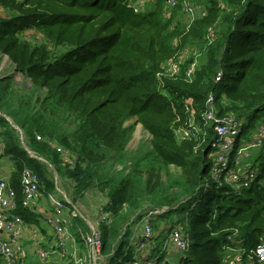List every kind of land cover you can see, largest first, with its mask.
<instances>
[{"label": "trees", "instance_id": "16d2710c", "mask_svg": "<svg viewBox=\"0 0 264 264\" xmlns=\"http://www.w3.org/2000/svg\"><path fill=\"white\" fill-rule=\"evenodd\" d=\"M195 1L206 15L184 23L181 5L166 16L165 0L139 11L136 0H0V137L14 160V212L25 222L39 221L23 205L29 167L46 197L57 192V178L68 183V205L93 188L108 196L110 220L100 226L106 264L131 257L134 220L154 209L183 213L178 222L190 237L183 264H228L227 246L242 247L246 258L264 241V163L249 187L215 180L216 134L204 118L212 93L219 117L249 120L236 148L264 122L254 123L264 115V0ZM193 48L203 57L192 79V57L180 74H166L168 58ZM192 120L200 138H180ZM138 124L151 138L131 150ZM257 149L255 161L264 158V145ZM27 264L78 263L55 256Z\"/></svg>", "mask_w": 264, "mask_h": 264}, {"label": "built area", "instance_id": "2783aa9c", "mask_svg": "<svg viewBox=\"0 0 264 264\" xmlns=\"http://www.w3.org/2000/svg\"><path fill=\"white\" fill-rule=\"evenodd\" d=\"M179 5H181L180 8L185 13L194 15H198L199 13V16L206 15L204 8H198L191 0H182L181 2L179 0H165L164 11L166 16H171L173 9ZM134 6L137 11L143 9L142 6ZM213 34L214 30H209L208 38L210 40H212ZM199 53L198 49L193 48L184 50L168 58L163 65L166 74L171 76L180 74L183 64L192 57L186 70L187 78L192 79L198 65L197 57ZM220 76L221 73L216 79L221 80ZM214 101L215 96L210 93L206 100L207 110L204 114L207 122L214 125L216 134V138L211 144L213 149L211 155L214 160L212 177L217 181L225 180L235 190L249 187L259 176V170L254 165L251 157L254 149L264 145V122L258 126L249 139L242 140L241 144L236 148V142L242 132L244 121L239 120L232 114L219 117ZM201 132V126L192 120L189 126L179 128L177 135L182 139L200 138ZM38 139H41V136H38ZM4 150L5 145L0 137V154H4ZM21 182L24 193L23 205L31 209L33 203L40 196H43L40 189V178L31 168L25 167L22 171ZM16 195V190L10 181L0 179V255L4 259L5 264H26L27 252L19 240L25 222L20 215L14 212L16 208ZM47 197L52 205L53 213L46 217V221L58 236L57 248L62 250L66 245L67 236L70 235V230L73 227V218L76 216V213L69 207L68 201L65 198L62 199L55 194H48ZM166 210L167 208L150 210L140 218L134 220L133 232L126 248V255L129 254L132 248L139 250L148 245V242L154 237L156 218ZM109 220L110 214L102 208L99 224L108 222ZM164 230L168 236L165 238L162 251H167L168 253L172 251L178 252L180 254V264H183V260L186 258L190 248L189 234L178 220L174 224H164ZM79 234L86 246V254L74 257L76 263L106 264L105 256L101 253V229L93 228L90 232L80 230ZM232 243L240 244V240H232ZM227 248L234 254L228 259V264L264 263V241L251 250L246 258L244 257L245 251L242 247L229 245ZM38 256L40 259L48 258L49 251L38 250ZM137 256V254L132 253L131 257L125 261V264H165L167 260V258L161 260V256L159 255L155 257Z\"/></svg>", "mask_w": 264, "mask_h": 264}, {"label": "crops", "instance_id": "0c3cea01", "mask_svg": "<svg viewBox=\"0 0 264 264\" xmlns=\"http://www.w3.org/2000/svg\"><path fill=\"white\" fill-rule=\"evenodd\" d=\"M13 169L14 160L12 159V157L9 155L0 154V179L9 180ZM82 199L78 198L74 204H69L71 205L69 207L73 208V210L75 211L76 216L73 218V227L70 230V235L67 236L66 245L62 250L57 248L58 236L46 221V217L52 215L53 213L52 205L48 197L44 195L40 196L33 203L31 211H33L37 215L39 221L38 223H27L24 221L25 223L19 236V240L24 245L27 252L26 264L30 261H35V254H37L38 256V250L42 249L49 251L48 258H53L55 256H58L60 258H74L77 256H84L86 254V246L83 241H80L78 239V237L76 236V232L80 230L84 232H90L93 228H100L101 224H99L100 211H98V208L96 207L93 210L91 207L88 208L83 204L81 206ZM71 202L72 201L70 200V203ZM102 208L104 207H101V210ZM80 220L84 222V226L81 225ZM163 227L164 224L161 223L160 232L158 231L156 233L157 236L153 237V239L148 242V245L145 248L139 250L136 248L130 249L131 255L132 253H135L138 255L137 257H155L158 255L161 256L162 249H160L158 237L161 232H165ZM32 252L34 253V256L32 255ZM179 255L180 254L175 251L168 253L165 264H180ZM125 263L126 262H124L123 264Z\"/></svg>", "mask_w": 264, "mask_h": 264}, {"label": "rangeland", "instance_id": "374dc122", "mask_svg": "<svg viewBox=\"0 0 264 264\" xmlns=\"http://www.w3.org/2000/svg\"><path fill=\"white\" fill-rule=\"evenodd\" d=\"M149 1L153 2V0H136L134 5L142 6L144 8L146 3L149 2ZM191 1L194 3L195 6H197L200 9H202L201 8L202 7L201 4H199L195 0H191ZM198 16H199V13H198V15L197 14L194 15V14H190V13H185V12H183L181 10V12H179L178 19L180 21L184 22V23H191V21L194 20L195 17L198 18ZM182 51H184V50H182ZM201 53L202 52H200L199 56L197 57L198 64H199L201 58L203 57V55ZM3 63H5V60H4ZM3 67L4 66H2V68ZM21 79H22L21 76L16 75V80L17 81H19ZM26 84L29 86L31 84V81L27 80ZM7 118L9 119L10 122H12V119L10 117L7 116ZM262 119H264V115H260V117H258L255 120L254 123L256 124V126H258V124L261 121H263ZM135 121H137V118L134 117L128 123L135 122ZM244 121H245V123H247L249 120L246 119ZM139 128H140V130H139ZM150 138H151L150 134L147 131L144 130V128H143V126L141 124H138L136 129H135V132H134V134L132 136V139L129 142V148L131 150H135V149L141 148V146H143V147L146 146L147 147V143H149V139ZM244 140H246V139H244ZM259 150L260 149H257V150L254 149L252 151V157L251 158H252V161L255 163L256 168L261 167L262 164L264 163V158H261L259 160L257 159V161H255ZM172 171L175 173L177 170L175 168H172ZM67 186H68V183H65L63 178H57V192L55 193V195H57L58 197H60L62 199L65 198L68 202H70V199H72V198H71V196L68 193ZM95 193H96L97 196L95 195ZM79 199H82L81 206L83 204L84 206H87L88 208L91 207L93 210L97 207L98 211H101V207H105L107 205L106 203H108V201H109L108 196L104 195L97 188H93V189L89 190L84 196L79 197ZM71 209L73 210V208H71ZM182 214H183L182 212H179L178 210L172 209V210L164 213V215L158 216L156 218V220H155V223H154V237L157 236L156 233L158 231L160 232L161 223L162 224H174L176 220H179V217ZM163 229H164V227H163ZM166 236H168L167 232H164V233L161 232V234H159L158 243L160 245V249H163V245H164ZM167 253H168L167 251H162L161 260H163L164 258L167 257ZM32 255L34 256L33 252H32ZM34 257H35V259H34L35 261L39 260V258H40L39 256H37V254H35Z\"/></svg>", "mask_w": 264, "mask_h": 264}, {"label": "water", "instance_id": "95a60500", "mask_svg": "<svg viewBox=\"0 0 264 264\" xmlns=\"http://www.w3.org/2000/svg\"><path fill=\"white\" fill-rule=\"evenodd\" d=\"M6 60H9V57H8V56H6L5 61H6Z\"/></svg>", "mask_w": 264, "mask_h": 264}, {"label": "bare ground", "instance_id": "6f19581e", "mask_svg": "<svg viewBox=\"0 0 264 264\" xmlns=\"http://www.w3.org/2000/svg\"><path fill=\"white\" fill-rule=\"evenodd\" d=\"M139 130H140V128H139Z\"/></svg>", "mask_w": 264, "mask_h": 264}]
</instances>
